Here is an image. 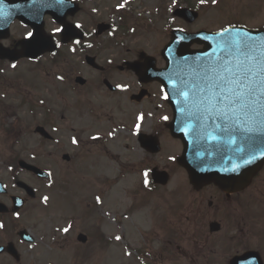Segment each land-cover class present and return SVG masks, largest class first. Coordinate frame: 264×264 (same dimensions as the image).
I'll return each instance as SVG.
<instances>
[{"label": "rangeland", "instance_id": "rangeland-1", "mask_svg": "<svg viewBox=\"0 0 264 264\" xmlns=\"http://www.w3.org/2000/svg\"><path fill=\"white\" fill-rule=\"evenodd\" d=\"M198 2L199 0H192L195 5ZM177 3L185 5L182 0H177ZM121 4H124L123 8L119 7ZM175 7L172 0H127L126 3L125 0H82L81 12L74 21L78 22L84 30H89L99 22H107L117 26L122 19H125L126 23L134 28V31L126 37L119 33L120 44L122 45L120 48L143 49L146 53L158 59L160 65H162L160 52L168 39L166 28H182L186 31L219 30L236 20L237 17L242 21L240 23L248 27L260 28L264 26V0H217L216 4H212L211 0H207V3L202 5L199 10L201 13L200 18L191 26H187L172 17V11ZM52 25V23L48 25V28H52ZM12 34L13 37L22 38L25 33L19 26H15ZM113 46L110 37L106 35L96 40L93 50H99L103 63L112 65L117 61L118 51V48ZM65 54L67 56L65 68L63 63L53 66L45 60H41L36 65L19 62L14 64L15 67L13 65L5 67L6 73L4 74L3 84L19 86L21 90L4 91V95L0 94V100L6 101L5 104L2 103L4 106L1 108L14 115L11 118L10 115L6 117L7 113L3 114L2 120L6 125L5 128L7 129L13 120L15 122V136L12 139V145L10 140L5 139L4 133L0 129V180L13 190L11 180L8 179L5 171L7 169L5 160L8 161L10 157L23 159L30 164L39 165L48 173L58 175L56 179L52 178V186L48 187H46V184H40L28 174L21 175L22 181L32 185V188L38 192L40 199L45 196L49 199L43 205L40 204L39 199L40 205L38 208H35L36 202L31 203L19 214L16 224L29 229L35 237L33 245L18 243L22 259L20 264H97L98 248L92 244L78 250V248L76 249L78 245L75 242V237L78 233H83L88 237L90 236L91 240H96L99 230L103 231H101V235L104 233L110 242L111 248L108 253L115 258L114 262L110 264H131L130 259L132 260V257L135 256L134 250L139 245L143 246L147 242V233L150 231L148 229L154 227V219L162 217L164 212L169 216L177 211L174 209L176 199L172 200V206L168 205L162 211L161 216H159L156 206H153L151 215H148L147 212L144 217H135L134 215L125 218V210L130 203L128 197L130 187L132 189L134 185L141 184L139 171L144 169L139 160L143 156L139 153L129 149L128 154L118 155L121 150L120 142L129 132L127 125L119 133L115 132L112 138V134L109 135L112 131H106L101 127H90V133L96 132L103 139L106 136L105 144L108 147H113L110 151L106 149L107 147L101 148L103 155L81 157L79 151L82 147L79 143L71 146V136L62 133L58 134L57 142L50 145L57 147L56 150L49 148L48 145L39 147L40 141L33 134V130L35 126L42 124L44 116H47L49 112H44L41 108H32L31 110L30 107L32 106L28 105V100L25 102V99L32 100L31 104L36 105L42 102L49 110L61 114L63 105L73 104L71 100L80 97L79 94L68 89L69 79L65 80V72L80 71L83 67L82 57L79 54L71 55L68 52H65ZM74 66L75 68H73ZM59 75L63 77L62 81L58 79ZM8 106L9 108L5 109ZM158 106H160L159 99L155 97L152 112L156 110V114L153 120H158L157 123L160 126L159 115L170 118V111L164 108L159 109ZM71 113L74 114V112ZM77 115L81 116V112H78ZM71 128H75L79 132L81 124H71ZM52 133L56 134L53 131ZM79 136L85 145L87 142L86 136ZM5 142H8L10 148L13 146V149L5 151ZM114 148H119V150L113 151ZM124 148L126 149V147ZM173 149L174 152H171L168 156L164 155L166 152L164 151V154L158 155L153 161L150 159L151 164L149 166L155 165L165 168L172 160L169 157L176 156V147H173ZM64 153L77 155L78 158L70 166V175H65V179H58L63 175L62 170L67 171L64 167L65 164L60 160ZM104 154H106V157ZM84 159H86L85 165H83ZM122 160L128 162V165H125ZM135 169L139 171L136 170L137 173L131 176L128 175L126 179L121 176L127 174V172L130 174V171L133 172ZM172 172L174 174L171 180L172 183L175 186L182 184L181 172L175 170ZM100 180L104 181L100 182ZM116 181H118V185L111 188V183ZM96 183L98 188L102 189L101 186H104L105 191L107 190L105 202L101 200L100 206H97L95 200V197L99 196L101 192L96 188ZM59 184H66L67 192L63 191ZM109 186L110 188H108ZM168 188L172 189L170 184ZM165 193H160L162 197H156L159 204H165ZM100 212L104 214L100 215ZM5 225L7 233L5 232L3 235L0 232V244L4 243V239L10 236V230L8 229L11 226L9 224ZM69 226H71L70 231L64 233L62 229ZM117 235L121 236L122 239L117 241L115 239ZM203 248L202 243L198 247L200 254L204 253ZM128 252L131 253V255H127L130 259H125ZM77 253H81L82 257H76ZM85 253L86 258L83 257ZM181 253L185 256L184 260L175 264H202L201 261L198 262L190 254H185L183 249ZM76 258L82 260L77 262ZM4 259V257H0V264H15L9 262V259ZM166 259L165 264H171V259L169 257H166ZM99 264L107 263L99 262Z\"/></svg>", "mask_w": 264, "mask_h": 264}, {"label": "snow or ice", "instance_id": "snow-or-ice-1", "mask_svg": "<svg viewBox=\"0 0 264 264\" xmlns=\"http://www.w3.org/2000/svg\"><path fill=\"white\" fill-rule=\"evenodd\" d=\"M211 2L216 4L217 0ZM172 3L176 5L177 0H172ZM199 3L204 5L207 0H199ZM119 7L123 8L124 4ZM0 14L8 15L3 10V0H0ZM76 27L81 25L77 24ZM61 31L62 29L57 28L54 33ZM177 31L183 33L184 29ZM28 36L32 37L33 34L30 32ZM186 38L181 35L176 38V43L180 44ZM204 39L215 45L210 53L196 56L192 64L187 56L174 58L177 64L188 66L190 75L174 72L168 77V84L180 105L177 111L181 113V123L197 139L235 146L233 151L241 164H250L257 158V153L264 156V37L257 41L247 32L233 34L229 28H222L215 36ZM73 43L79 45L81 40L75 39ZM56 47H60L58 42ZM88 47L92 45L89 44ZM161 91L164 93L163 99H169V93L163 88ZM185 117L192 123H187ZM161 119L167 121L169 117L162 116ZM143 120L144 116L140 114L135 125L136 134L139 133L140 122ZM92 139L99 137L93 136ZM71 142L78 143L76 137ZM169 159L174 160L175 157ZM241 164H234L231 171L237 172ZM150 171V168H146L142 173L146 188L150 185ZM48 199L47 196L43 197L45 203ZM95 200L97 203L102 202L100 196H96ZM3 227L0 224V228ZM70 227H65L62 231L68 233ZM115 239L119 241L122 237L117 235Z\"/></svg>", "mask_w": 264, "mask_h": 264}, {"label": "water", "instance_id": "water-1", "mask_svg": "<svg viewBox=\"0 0 264 264\" xmlns=\"http://www.w3.org/2000/svg\"><path fill=\"white\" fill-rule=\"evenodd\" d=\"M4 3L10 4L15 3L16 0H3ZM38 1H32L30 4H24L21 7L29 8L32 7L33 19L27 14H22L19 12L11 13L6 18L0 15V37H3L6 34L7 26L12 21L13 18L19 19L21 22L30 25L33 30V36L22 42L23 52L19 56H10L11 59H16L17 57H30L33 58L38 56L40 53L51 50L52 46L48 40L45 39L42 32V23L41 18L44 14L48 13L52 17L61 21L63 15L72 9L62 6V2L56 1V3L42 5V3H37ZM243 29H232L231 32L235 34L236 32H245ZM248 33V32H247ZM264 33V32H263ZM263 33H249L257 41H260L264 37ZM174 38L179 36L181 33H176ZM263 34V36H261ZM187 38L180 44L175 43L174 49L175 54L171 58V61H168V68L164 73L157 75V79L160 80L165 88V91L169 93V103L174 110V120L170 125L171 132L173 136L180 138L184 143V152L183 156L179 160L189 172L191 181L198 185L207 184L213 182L220 186L224 190L232 191L237 189L240 185L246 184L250 177L255 173V171L262 165L264 162V156H261L259 153L256 154L257 158L252 161V163L244 165L241 164V161L237 158L236 153L233 151L235 146H228L224 144H214L207 142L204 139H197L191 130L185 128V124L181 123V113L177 111L178 105L177 97L172 93V89L168 84V77L171 73H183L185 75H190L188 66L183 65V63L177 64L174 61V58H179L182 56H187L190 58V64L194 63V58L200 56L203 53L211 52L212 48L215 46L213 43H210L209 40L204 39L197 35H184ZM212 35H206V37H212ZM46 44H45V43ZM192 42L205 43L206 47L202 52H192L188 50V46ZM173 44V45H174ZM171 45V46H173ZM4 51L0 50V56H3ZM5 57H8L5 55ZM187 123H192L185 117ZM194 127V124H193ZM182 129H185L182 131ZM234 164H241L240 169L233 173L231 171ZM35 173L40 174V172L33 168L27 167Z\"/></svg>", "mask_w": 264, "mask_h": 264}, {"label": "flooded vegetation", "instance_id": "flooded-vegetation-1", "mask_svg": "<svg viewBox=\"0 0 264 264\" xmlns=\"http://www.w3.org/2000/svg\"><path fill=\"white\" fill-rule=\"evenodd\" d=\"M14 45L13 47H15ZM115 70H110L109 67H104L102 71H95L94 69L89 68L92 73L90 74L91 80H101V82L95 83L97 88L94 91H91V96L98 99L101 103L103 99L104 101L111 100L113 105L115 106V113L118 111L119 104L115 103L120 99L119 93L121 91V87H117V85L125 84L126 82H130L131 85L134 87L135 90L141 91L147 89L150 92V95L146 94L145 97L142 99L140 104L145 103V107H150V104L147 102H151L152 93L155 90L156 84L154 83H141L139 80L129 71H125L120 69L119 67H115ZM109 81L111 86L115 87L114 90H111L109 86H106L103 81ZM87 85V84H86ZM136 92V93H137ZM134 96V94H129L126 99L130 100V97ZM150 96V98H149ZM149 98V99H148ZM82 102L86 106V112L91 116H97L102 113L101 109L95 110L93 107L89 105L88 97L82 98ZM104 103V102H102ZM87 116V114H85ZM149 126V122H146V125L142 127V131L144 132L146 128ZM151 128V127H150ZM166 128V125H164ZM159 129L162 130V127ZM157 131L153 130V135H156ZM143 134V133H142ZM142 134L135 139L136 144H138L139 148H147V142L142 139ZM157 136V135H156ZM155 136V137H156ZM159 138V136H157ZM156 137V138H157ZM191 200L183 205H179L177 207V218L176 226L179 230L183 228H187V230H205V225L213 220H219L221 223V230L222 224L224 220H230L233 223V227L238 228L241 225L243 220V216L247 211L248 207V196L244 193L235 194L232 196H228L222 194L218 189L215 187H206L200 192H196L191 195ZM206 204V206H204ZM11 218V217H9ZM192 219V221H190ZM201 220V226L198 228V220ZM197 230V237H199V231ZM213 235L207 236L204 234L203 239L207 240ZM236 252L235 254H238Z\"/></svg>", "mask_w": 264, "mask_h": 264}]
</instances>
